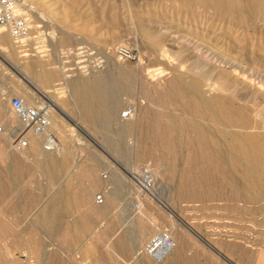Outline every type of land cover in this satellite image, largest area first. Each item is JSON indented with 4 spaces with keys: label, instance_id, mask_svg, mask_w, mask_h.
I'll return each mask as SVG.
<instances>
[{
    "label": "bare ground",
    "instance_id": "6f19581e",
    "mask_svg": "<svg viewBox=\"0 0 264 264\" xmlns=\"http://www.w3.org/2000/svg\"><path fill=\"white\" fill-rule=\"evenodd\" d=\"M25 1L18 0L21 5L25 4ZM126 1L128 8L131 9L129 10L130 24L132 21L133 25H136V23L143 25L144 22L156 23L158 21L155 17L151 16L148 4L140 5L138 4L139 0ZM162 1L170 3L169 8L172 7L178 11L185 12V20L187 19L185 22L190 24L185 28L184 35L178 34V36L171 40L174 42L173 44H177L176 47H172L173 52L171 53L178 61L177 67L175 66L171 69L173 73V75L171 74L172 78L164 86H159L155 83H143L140 88L142 94L147 99V104L139 106V110H137V114L133 120L121 122L125 132L133 131L131 130L133 127L135 129V141L138 143L139 152L137 156L135 154L134 163L148 162L149 158L152 157L151 155H160L161 158L168 157L174 163L178 161L181 175L176 185V200L181 202L201 203V205H206L209 202H224L227 206L231 203H239V201L246 203L263 201L264 131L261 132L259 131V127L257 128L260 124V110L263 107V101H261L256 90L254 92L253 89L252 91H249L250 89L247 91L246 89L248 88L240 89L236 79L237 76L234 78L232 74L237 73L239 75V65L235 63L238 61V51L235 48H238L239 36H234V34L239 31V28H254L258 22L264 24V0H258L253 5L246 4L244 0ZM100 5L105 6L106 4ZM132 8L142 16L146 14L145 21L143 19L136 20L137 17H134ZM31 12V9H28L27 13L30 14ZM53 13L55 12H51V14ZM58 15L61 23H64L66 18H68L66 17V12H58ZM28 23L30 31L28 36L21 42L22 44L25 41H36V39H44L50 42H54L56 39H47L45 36L48 33L38 30L43 29L44 25L37 24L38 22L34 20ZM167 23L169 22L167 21ZM143 28L145 29V27ZM218 29H221L222 33L216 35L215 32ZM167 31L169 32V29ZM178 31L180 30L178 29ZM170 37L171 35H167V33L162 34L159 32L151 34V41H149L152 43V55L155 53L162 61L170 59L171 53L165 43L169 41ZM57 41L61 43V40ZM22 44L17 45L7 31H0V60L6 63L9 57L14 58L17 54L16 50ZM170 44L173 46L172 43ZM167 45L169 44L167 43ZM222 47L224 48L222 49ZM80 49L82 48H78L76 51ZM233 49L235 50L234 52L232 51ZM230 53H234L235 55H231ZM20 58L21 56H18L14 62L23 71V75H20L21 79L19 83L12 85L14 86V93L18 92L22 94L21 99L27 105H34L38 99H41L51 106L53 111L51 131L59 138L60 149L56 153H45L43 149L41 152L42 138L28 134V148L22 152H16L17 154L15 155L19 159L15 161L18 168L16 171L18 170L20 173L25 167L21 166L20 161L24 160L28 162L29 157L35 155L40 158L39 160L43 163L44 169L53 177L54 175L65 173L72 168L69 167V161L65 155L68 153L67 145L71 142V135L64 129V125H68L67 120L69 119V115L61 108V101L56 96V91L68 87L70 90V100L76 105L79 116L89 122L92 127L98 119H110L113 116L118 109L119 98L111 92V85H109L110 87L108 86L106 79V81L97 80L96 82H89L87 79V82L85 80L81 82L73 80L71 83H68L67 79L72 76L66 73L68 70L62 65L63 62H57L58 66H55V68H45L41 59L37 58L28 65H23L20 62ZM252 58H255V56ZM119 80H122V77ZM94 82L95 85L93 84ZM124 84L125 88H128L127 90L130 91V87L133 84L132 77H127ZM8 93L13 95V92L7 91L5 86L0 84V125L6 129L19 126V121L10 112L9 105L7 109V104L11 99V95L9 97ZM239 101L244 102L239 104ZM245 104H250V106ZM73 125L77 126L78 124L74 123ZM8 143L11 146L9 136L0 134V154H4L7 151ZM8 153L12 155L11 152L8 151ZM183 155L186 156L184 157ZM174 166H176V163ZM72 169L74 172L72 175H69L71 179L66 183L72 185L74 179H81L82 176L88 177L89 183L85 184V187H82L81 194L79 193V201L74 199L75 195L72 196L73 194L67 192L68 188L66 190L63 189V192H67L68 194L65 196L64 201H60L61 206L66 211H71L72 208L79 206L91 214L96 213L99 222L105 221L107 223V227L105 226L107 232L95 228L98 230L95 237L96 243L102 241L107 247L108 253L120 260L121 264H124L130 256L128 254L129 250H127V240L122 233L116 234V221L115 219H111V201L116 197L115 190L109 188L101 193L105 199L104 203L101 206L95 207L93 206L94 202L92 203L89 199L93 192L102 187V183L100 184L93 177L95 175H93L92 169L89 166L79 167L75 164ZM160 172L162 171H157L156 168L153 171L156 176L157 174H161ZM103 188H106L105 184ZM157 196L156 200H147L143 203L142 209L138 212L133 213L130 208L126 210L127 214L125 217L130 222L139 225L138 237H136L130 249L135 252L137 257H140L137 259L140 264H213L214 262L211 263L199 259L197 251L190 252V254L187 252L189 245H187L186 240L188 239H186L185 234L190 233L201 240L199 234L187 222L182 221L179 216L173 215L174 212H171L167 203L162 200V189L158 190ZM30 199L32 200V198ZM47 206L50 207L48 202L41 203L38 209H35L36 212L34 211L37 218L36 222H40L45 226L55 224V221H58L53 208L48 210ZM159 206L164 207L166 212H157L156 207ZM24 208V211L26 209L29 211L28 206ZM170 218L174 220H169ZM155 220L169 222L170 231L164 230L166 227H163V231L158 230L159 232L156 231L157 233L149 237L157 226ZM171 221H175V224L171 225ZM0 225V260L8 258V255L12 252L19 251L22 257L25 258L24 262L26 264H33L31 258L28 256L33 253L28 243L22 245L19 243V235L12 234L7 221L0 220ZM178 225L185 232L180 227L178 229ZM88 226L78 221H72L66 228L64 227L67 234L61 238L64 237L66 239L69 250L71 246L75 245V242H79L84 237L85 232L89 230ZM165 232L172 239L173 247L166 257L161 262H158L148 254L147 246L158 234ZM145 240H147V243L143 244ZM204 244L208 245L209 248L210 245L208 243ZM90 246L84 245L81 250L83 255L94 254L95 248H98V245H95L94 248ZM10 248L12 251L8 250ZM228 249L231 252L233 246H229ZM36 253L37 251H35V255ZM217 254L220 253L217 252ZM243 258L247 260L249 256L245 255ZM4 260L7 261L8 259ZM36 260L34 261L36 262ZM99 260L102 261L101 259ZM255 261L258 264H264V254H256Z\"/></svg>",
    "mask_w": 264,
    "mask_h": 264
},
{
    "label": "rangeland",
    "instance_id": "374dc122",
    "mask_svg": "<svg viewBox=\"0 0 264 264\" xmlns=\"http://www.w3.org/2000/svg\"><path fill=\"white\" fill-rule=\"evenodd\" d=\"M257 1L244 0L249 5L256 4ZM162 2V0H139L138 4H148L150 6L151 16L159 21L156 23L144 22L143 25L137 23L133 25V21L130 24L129 10L131 9L128 8L126 0H26L23 5L18 2L26 12V17L29 21L34 20L38 22L37 24L45 26L43 29H38L48 33L45 38L56 39L54 42L44 39L25 41L18 49L19 54L18 50H16L15 59L9 57L6 63L0 60V84L4 85L7 91L13 92V95L8 93L9 97L11 95V98H21L22 94L18 92L14 93V86H12L14 83H19L21 79L20 75H23V71L14 62L18 56H21L20 62L23 65H28L37 58L43 61L45 68H55V66H58L57 62H63L62 65L68 70L66 73L72 76L67 79L68 83H71L73 80L79 82L84 80L86 82L87 80L89 82L107 80L108 86L111 85V87L109 86L111 92L119 98L118 109L110 119H98L93 124V127L83 117L79 116L76 105L70 100V90L68 87L56 91V96L61 101L63 111L69 115V119L67 120L68 125H64L65 131L71 135V142L67 145L68 153L65 154L69 161V167L74 168L75 164L79 167L89 166L92 172L104 182L106 188L101 187L99 191L96 190L97 192L95 191L92 197L95 205L101 206L95 202V197L98 194L103 193L109 188L115 190L116 197L111 201V219H115L116 221H114L116 223V234L122 233L127 240V250H129L128 254L130 256L124 264H140L139 260H137L140 257H137L135 252L130 249V246L135 242L136 237H138L139 225L130 222L125 217L127 214L126 210L129 208L126 199L131 194H134L133 188L130 187L129 189L126 186V172L134 167L143 166H149L152 171L155 168L157 171H162L160 172L162 175H155L157 186L159 189H162V200L167 203L169 210L171 209L170 211L175 213L173 215L179 216L182 221L187 222L199 234L201 240L186 232L185 237L188 240H185L187 245H189V249L187 250L189 254L190 252L197 251L199 259L211 263L214 262L213 264H258L255 261V255L259 253L264 254V200L252 203L239 201V203H231L227 206L224 202H209L206 205L181 202L176 200V185L181 175L178 161L175 162L176 166H174L175 163L168 157L161 158L160 155H151L152 157L149 158L148 162L134 163L135 157L139 152L138 143L135 141V129L133 127L131 129L133 131L131 132L123 130L121 125L123 120L119 118L120 113L127 106H134L137 114L139 106L147 104V99L142 94L140 88L143 83H155L159 86H164L172 78L173 73L171 69L175 66L177 67L178 61L171 53L173 52L172 47H176L177 44H173L174 42L171 40L178 36V34L184 35L185 28L190 24L185 22L187 21V19L185 20V12L178 11L176 8H169L170 3L166 1L162 5ZM104 3L107 6L100 5ZM125 7L127 8L125 9ZM134 8H132V12L134 17H137L136 20L143 19L145 21L147 15L144 14L142 16L136 13ZM28 9L32 11L30 14L27 13ZM51 12L55 13L51 14ZM58 12H66V17L68 18H66L64 23L60 22ZM159 13L162 15L160 16ZM262 24V22H258V26L256 25L254 28H239V31L234 34V36H239L238 48H235L238 51V61L235 63L239 65V75L237 73L232 74L234 78L237 76L236 79L240 89L248 88L246 89L247 91L249 89V91H252L253 89L254 92L256 90L261 101H263V107L260 110V124L257 126L261 132L264 131V24ZM166 29H169V32ZM159 32L162 34L167 33V35H171L172 37H170L169 41L165 42L166 47L170 50L171 57L164 61L160 60L155 53L153 55L151 53L153 50L150 35ZM221 33V29L215 32L216 35ZM42 37L44 36L42 35ZM56 40H61V43L56 42ZM119 47H124L131 51L133 58L128 60L120 59L116 55V49ZM78 48H82L83 50H80L84 52L76 51ZM235 50L233 49L232 51L234 52ZM230 54L235 55L234 53ZM254 56L255 58H252ZM121 77L122 80H119ZM127 77H132L133 79L130 91L127 90L128 88H125L124 84ZM95 82L93 83L94 85ZM24 97L27 98L26 95ZM27 101L29 102L28 99ZM243 102L239 101V104ZM8 105L9 102L7 109ZM245 105L250 106V104ZM134 117L130 120H133ZM74 123L78 125L74 126ZM57 139L59 140V138ZM40 149L42 152V143ZM6 150L4 154H0V171L4 172L5 177L13 162L5 158L10 155L8 151L14 156L17 154L12 150L10 143H8ZM183 156L185 157L186 155ZM37 157L35 155L30 156L28 162L24 160L20 161L22 167H29L19 177L21 181L19 186L17 185L19 190L10 192L8 195L5 193L3 199L0 200V220L7 221V225L13 235H19V243L21 245L28 243L33 252L28 256L31 258L33 264H121L120 260L108 253L107 247L102 241L96 243L95 237L98 232L96 229L107 232V223L105 221L99 222L100 225L97 227L89 228L85 232L84 237L79 242H75V245L71 246L70 250L64 238L67 234L64 227L66 228L68 224V216L57 215L58 223L55 221L56 225L45 226L40 222H36L35 209H38L41 203H49L50 195L59 191L68 179L65 178L67 174L65 172L54 175L55 177H52V182L49 183L47 177L44 176L43 169L45 167ZM40 166L41 168H39ZM72 168H70L68 173H73ZM0 197L2 198V193ZM26 197H29V199L27 198L26 200ZM30 198L34 199L33 202ZM19 201L21 203L25 201V206H28L29 210L32 208L29 215H23L22 213H18L17 210L12 209V205H16ZM156 208L157 212H166L164 207L159 206ZM57 210L59 213L60 207ZM169 220L172 219L170 218ZM155 222L157 226L149 237L159 232L158 230L163 231V227H166L164 230L167 231L170 229L169 222L159 220H155ZM172 224L174 225L175 221ZM177 227L179 229L180 226L178 225ZM180 228L185 232L182 227ZM62 236L64 237L61 238ZM147 240L143 244L147 243ZM203 241L211 247L209 246L208 248V245L204 244ZM84 245H91V248L98 245V248H95L94 254L83 255L81 250ZM229 246H233L231 252L228 249ZM8 250L12 251L11 248ZM35 251H37L36 255ZM217 252L220 254H217ZM75 253L77 254L75 255ZM245 255H248L249 259L245 260L243 258ZM4 259L8 260L5 261ZM4 259L0 260V264H26L24 262L25 258L22 257L19 251L10 253L8 258ZM35 259H37L36 262L34 261Z\"/></svg>",
    "mask_w": 264,
    "mask_h": 264
},
{
    "label": "built area",
    "instance_id": "2783aa9c",
    "mask_svg": "<svg viewBox=\"0 0 264 264\" xmlns=\"http://www.w3.org/2000/svg\"><path fill=\"white\" fill-rule=\"evenodd\" d=\"M7 31L17 45L29 34V23L26 12L17 0H0V31ZM83 50V49H81ZM80 52H84L81 51ZM83 54V53H82ZM116 55L122 60L132 59V52L127 48L119 47ZM10 112L18 119L19 126L6 129L0 125V134H6L11 139V148L14 152H22L29 146L28 134L42 138V149L45 153H56L60 149L57 136L51 131L53 111L51 106L39 99L34 105H27L20 97H12L9 101ZM136 114L134 106H127L120 113V120L128 121ZM126 186L133 188V193L128 196L127 206L132 212L142 209L147 200H156V177L149 166L134 167L126 172ZM103 194L95 197L98 205L104 203ZM172 239L165 233L158 234L147 246L148 254L155 261L161 262L169 253Z\"/></svg>",
    "mask_w": 264,
    "mask_h": 264
},
{
    "label": "crops",
    "instance_id": "0c3cea01",
    "mask_svg": "<svg viewBox=\"0 0 264 264\" xmlns=\"http://www.w3.org/2000/svg\"><path fill=\"white\" fill-rule=\"evenodd\" d=\"M5 158H8V159L12 160L13 162L11 163L10 168L8 169L9 172L6 175V177H5L4 172L3 171L2 172L0 171V192L2 193V198L1 199H3V196L5 195V193H6V195H8V193H10V192H16L17 190H19L18 186L21 183V181L19 180V177H20L21 174L24 173L23 171L25 170V168H24L22 171H20V173H19L18 170H17L18 172L16 171V169H18V168H17V164H16L15 161L19 160L16 156H14V155H8ZM34 159H36V158H34ZM37 159H40V158L37 157ZM11 167H12L13 170L11 169ZM66 173H67L66 174V177L68 178L67 179V181H68V180L71 179L70 178L71 176H69V175H72L73 173L72 172L71 173H68V171H66ZM93 175H95V174L93 173ZM44 176L47 177L48 182L50 181L49 183L52 182V176L48 174V171L46 169H44ZM93 177L96 178V180L99 181L100 184L102 183V185L104 186V182L101 181V179L97 175H95ZM82 179H85V180H82ZM80 182H81V184H80ZM88 183H89V178L88 177L86 178V177L82 176L81 179H74L73 182H72V185L69 184V183H66V185L64 184L59 191L54 192L53 194L50 195V198H49V205H50V207L47 206L48 208L47 207L46 208L48 210L53 208V211H54V214L56 215V217L59 214H60V216H62V215L68 216L69 217L68 224L71 223L72 221H75V222L78 221L79 223L80 222L81 223H84L87 226L89 225L88 227L90 229H92L93 227H97L99 225V219L97 218V214L96 213H92L91 214L89 211L87 212V210H85V209H83V208H81L79 206H77L75 208H72L71 211H66V209H64L61 206L62 200L64 201V198H65V196L68 193L73 194L72 196L75 195L74 196V199L77 200V201H79V199H78L80 197L79 193L81 194L82 187H85V184L87 185ZM69 188H70V190H69ZM72 188H74V189H72ZM63 189H65V190L67 189V192L68 193L67 192L64 193L63 192L64 191ZM97 191H99V190H97ZM94 193L95 192H93L91 194V197L89 199L90 201H92V197H93ZM27 198L29 199V197H26L25 199L27 200ZM92 203H93V201H92ZM58 206L62 207V208H60L59 213L57 212L58 211L57 209H59ZM93 206L96 207L97 205H95L93 203ZM24 207H25V201H22V203L19 201L16 205L15 204L12 205V209L17 210L18 213H22L23 215H29L31 213V210L28 211V209H26V211H24V209H25Z\"/></svg>",
    "mask_w": 264,
    "mask_h": 264
}]
</instances>
